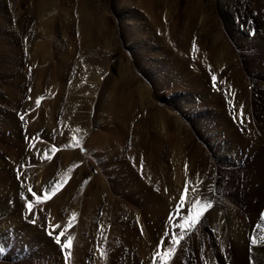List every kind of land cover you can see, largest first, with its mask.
I'll return each mask as SVG.
<instances>
[{
    "label": "rangeland",
    "instance_id": "374dc122",
    "mask_svg": "<svg viewBox=\"0 0 264 264\" xmlns=\"http://www.w3.org/2000/svg\"><path fill=\"white\" fill-rule=\"evenodd\" d=\"M225 1L0 0V264H163L167 243H184L179 264H199L193 236L210 242V223L197 229L209 208L198 219L197 212L182 218L185 203L179 210L177 204L196 196L195 179L187 175L168 211L161 168L173 172L181 148L192 173L204 163L225 182L251 180L256 171L262 179L264 170V149L253 154L246 145L249 136L264 135V0ZM219 51L221 69L214 64ZM76 88L81 91L74 95ZM118 95L132 107L118 134L126 135L118 157H67L72 148L60 137L110 135ZM52 134L56 139L49 141ZM105 169L115 170L119 181L115 187L107 182L90 205L87 187ZM65 176L77 179L73 189ZM58 182L56 195L64 198L53 219L52 198L37 204L27 189L51 194ZM186 182L191 193L185 195ZM226 194L254 211L264 205L259 189ZM68 237L71 249L63 247ZM79 239L86 248L77 261Z\"/></svg>",
    "mask_w": 264,
    "mask_h": 264
},
{
    "label": "bare ground",
    "instance_id": "6f19581e",
    "mask_svg": "<svg viewBox=\"0 0 264 264\" xmlns=\"http://www.w3.org/2000/svg\"><path fill=\"white\" fill-rule=\"evenodd\" d=\"M225 2L226 1L224 0V3ZM237 2L235 1V3H237ZM256 5H258V4H256ZM256 5H253L252 7H254ZM226 7H228V5ZM250 7H251V5H250ZM259 7H260V4H259ZM256 8H257V6H256ZM229 9H231V8H229ZM254 9H255V7H254ZM249 10H250V8H249ZM262 25H263L262 28H261V26H260V28H261V31L263 29L262 32H264V21H263ZM220 55H221V53L219 51L218 53H216V56H215V63L214 64H215V67L217 69L223 68L222 62L224 60L223 61L221 60L222 58L220 57ZM262 56L264 58V53L262 54ZM223 59H225V58H223ZM226 87L231 88V85H229V86L226 85ZM57 88H58V86H57ZM81 88H79V90L76 88L75 91L76 90L77 91L74 95H77L78 92L81 91L80 90ZM59 91H61V89ZM59 91H57V92H59ZM76 97H78V96H76ZM117 98L120 101V104L118 103V106H116V105L113 106V113H112L113 118L111 120L112 125H111L110 130H109L110 135H99V134L97 135L96 133L94 135V133H93V135H90L92 138L91 137L87 138L88 136H86V135H85L86 137H84V135L83 136L77 135V137H76L77 140L76 139L73 140V138L71 139L68 135L60 137L59 139L63 142V145H67V146L69 145V147L72 148V149H69V151L66 153L67 157L72 158V160L74 162H76L75 160H77V159H75V157H77L78 159L80 158L81 160H83V159L86 160L89 157H92V155H94V157H96L97 160L102 159V158H106V157H111V159L114 158L115 156L118 157L117 155L119 154V151L121 150L120 148H122L121 145L124 144V143H122V140L126 137V135H118V134H119V131H120V133L123 132V128H124L123 126L124 125H126V126L128 125L127 119L131 118L130 116H132V114H130L132 107H131L130 103L127 102L122 95H118ZM87 100H88V98H87ZM82 102H84V101H82ZM87 103H85V104H87ZM46 112H47V110H46ZM47 113H50V112H47ZM48 115L51 116L52 113L47 114V117L45 115V117L47 119L49 117ZM117 120H118V122H120V124L122 126H120V127L117 126ZM129 122H130V120H129ZM255 127H257V125ZM119 128H121L122 130H120ZM257 132H259V131H257ZM50 134H51V132H50ZM48 136L50 138V139L47 138V139H49V141L50 140L54 141V139H56L55 135H53V134L48 135ZM48 136H46V137H48ZM161 136H160V138H161ZM84 138H86V140L87 139H89V140L85 141ZM164 139H166V138H164ZM80 141H81V144H79ZM161 141L163 143V141H165V140H162V138H161L160 143H161ZM156 142H158V139L156 140ZM246 143H247L246 145H248V144L253 145V149L251 150V151H253V154L254 153L261 154L262 150L264 149V135H255L254 134L252 136H249L248 139H246ZM158 147H159V144H158ZM160 147H161V145H160ZM76 148H79L78 151ZM93 149L94 150L96 149L95 154L92 153ZM61 152H64V151H61ZM52 154H51V157H53ZM130 156H131V154H130ZM38 158H37V160H38ZM42 158H43V156H42ZM131 158H133V157H131ZM41 160H43V159H41ZM48 160L50 161L51 158ZM132 161H134V160H132ZM71 165L72 166L70 167V172L72 173L73 167H75V166L73 165V162L71 163ZM104 166H105V164H104ZM189 167L190 166H188L187 160L185 159L181 148H179L177 153H176V158H175L174 163H173V172L170 171L171 167L168 168L165 166V167L161 168V180H160L161 184L159 186H161L163 188L164 200L166 202V209L169 211L171 209V204H172V202H170V201L173 200V202H174V200H176L177 198H179L181 196L182 187H183L185 180L187 179V175L190 176V179L192 181H194V179H195L196 185L194 186V190L196 189V196H195V198L190 197V198H187L184 200L186 208L182 212V215H181L182 218H187L189 216L190 212L195 214L196 212H200L201 209H204V210L208 209L205 207V205L211 204V207L209 208L207 215L205 216L204 222L199 223V225L197 226V229L199 231V228L202 229L205 227L206 222L210 223L209 232H208V235H209L208 238H209L210 242H204V239L202 240V238H201L202 234L201 235L197 234L198 232H196V238L195 239L193 236V241L195 240V248H196L197 255H198L197 261L199 262V264H264V215H261V209L263 208L264 205H262L259 212L254 211L251 208V205L250 206H246V205L243 206L241 204H238L237 201L235 200V198L226 194V191L231 189V188H236L237 190H242V191H246V192H250V193L258 191V189L260 191L264 192V170H263V178L262 179H260L258 177V176H260L259 171H256V172H253L254 177H252L251 180L245 181V180L241 179L242 181H239V179L233 178L230 180L231 182L230 181L225 182L222 178L221 179L215 178L214 175H212L213 173H215V171L213 172L211 167H210V169L207 168L206 165H204V163H199L198 167L194 170L193 173L191 172ZM102 170H100L101 173H99L98 175L95 174V177H93L92 183H90L89 186L87 187V190L88 189L91 190V193H90L91 198L89 201L90 205H92L96 201H99V199L102 198V195L105 193L107 182H110L111 185H113L112 187H115L119 181V174L115 170L107 171V169H105L104 172H102ZM47 171H48V169H47ZM45 172H46V170H45ZM70 172L68 170V171H65L63 174L67 175ZM145 173H146L145 179L148 178L147 180H149V182H151V180H150V178H152L151 169L150 170L147 169V171ZM211 175H212V178L214 177L213 179L211 178L212 180L209 178ZM65 177L67 178V176H65ZM74 177L71 180H68V178L66 179V183L68 184V185L66 184L67 187L72 188V186L77 182V179ZM63 182H65V180ZM94 182H97L99 184L97 187L95 186L96 187L95 189L92 186ZM188 192H190V191H188ZM182 194H183V192H182ZM77 196H79V194ZM187 197H189V196H187ZM63 198H64V195L62 194V192L58 193L55 196H52V201H51L52 206L51 205L50 206L53 207L52 209L54 210L53 214H54L55 218H53V219L57 218V214H58L57 211L59 210V208L63 204L62 203ZM46 202H47V200H46ZM95 205H97V204H95ZM90 207H92V206H90ZM114 213H115V211H114ZM258 221H260L259 226L256 229H254V226L257 224ZM201 232H202V230H201ZM167 234H166V236H167ZM212 234L213 235L216 234L215 240H213ZM170 236H172V235H170ZM167 238H169V237H167ZM171 239H173V238H171ZM206 239H207V237H206ZM173 241H175V240H173ZM167 244L168 245L165 247V251L162 250L164 252V254L162 255L163 257H161V260L163 261L162 263L163 264H179L178 262L181 261L184 257V253H183L185 250L183 248L184 243H181V245H179V246L175 244V248L172 244H170V243H167ZM85 248H86L85 244L82 243L79 239L78 244L76 245V249L74 251L75 256H76L75 260L79 261L78 259H80L83 256V252H84ZM150 255H153V254H150ZM226 257L228 258L227 259L228 261L225 260ZM251 259H252V261H251ZM74 263L76 264L77 262H74ZM145 264H157V263L152 261V260H149Z\"/></svg>",
    "mask_w": 264,
    "mask_h": 264
},
{
    "label": "snow or ice",
    "instance_id": "6c2138e0",
    "mask_svg": "<svg viewBox=\"0 0 264 264\" xmlns=\"http://www.w3.org/2000/svg\"><path fill=\"white\" fill-rule=\"evenodd\" d=\"M211 80L213 82V86L214 87L217 86L218 78L215 75L211 76ZM221 83H224V82L221 81ZM224 94H225V96H227L229 93H228L227 90H225L224 91ZM36 103H37V106H39L40 100L37 99ZM19 118L21 120H24V115H20ZM241 122L243 123V112L242 111H241ZM77 131H79V130H77ZM52 151L55 152L56 149L53 148ZM44 155L47 156V153L45 152ZM17 178L18 179L20 178V171L19 170H17ZM61 183L62 182H58L56 185H54V186L51 187V189H50V193L51 194H49V190L48 189H46L44 192H37V191H33V189L31 187H28L27 191L31 194V198L34 199V201L37 204H39V203L45 202L48 199H51L52 196H55L56 193H57V191L61 188ZM184 192H185V194L188 192L187 182L185 184ZM184 203H185V201L184 200H181L177 204V206H176L177 210H179L180 207H181V204H184ZM26 207H27V210L29 211V213H32L33 203L32 202H28L27 205H26ZM205 207L206 208H210L211 207V204L205 205ZM203 211H204V209H201L200 212H197V214H196V218L197 219L201 216V214L203 213ZM171 215H173V214H170V217L169 218H171ZM56 227H60V226L59 225H55L54 228L52 229V231H54ZM67 227H71V223L70 222H69V224H68ZM52 231L49 232L50 235L52 234ZM64 235H65V229H61L59 231V233L54 236L55 242L57 244H60L61 243V237H64ZM169 238H171V236ZM72 241H73V237H68L67 242L65 244H63V247L66 248V249H71V247H72ZM174 243H178V241H174Z\"/></svg>",
    "mask_w": 264,
    "mask_h": 264
}]
</instances>
